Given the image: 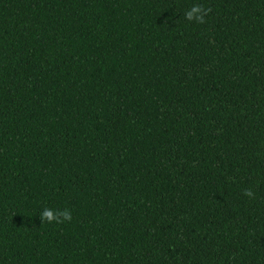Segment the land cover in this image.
<instances>
[{
	"label": "trees",
	"instance_id": "obj_1",
	"mask_svg": "<svg viewBox=\"0 0 264 264\" xmlns=\"http://www.w3.org/2000/svg\"><path fill=\"white\" fill-rule=\"evenodd\" d=\"M0 264H264V0H0Z\"/></svg>",
	"mask_w": 264,
	"mask_h": 264
},
{
	"label": "clouds",
	"instance_id": "obj_2",
	"mask_svg": "<svg viewBox=\"0 0 264 264\" xmlns=\"http://www.w3.org/2000/svg\"><path fill=\"white\" fill-rule=\"evenodd\" d=\"M211 12L210 8H205L202 5H193L190 10L186 11L184 17L188 21H195L197 23H204L205 17L209 15ZM243 195L253 199L255 198V193L251 188L245 189ZM40 218L42 223L47 221L48 223H57L62 224L64 222H71L72 215L71 212L68 210L60 211L54 210L50 208H45L44 211L41 213Z\"/></svg>",
	"mask_w": 264,
	"mask_h": 264
}]
</instances>
